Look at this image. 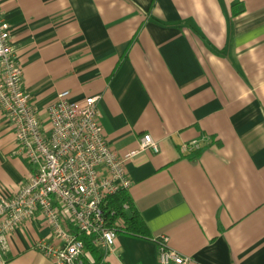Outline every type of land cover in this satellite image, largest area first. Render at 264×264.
<instances>
[{
	"label": "crops",
	"instance_id": "obj_1",
	"mask_svg": "<svg viewBox=\"0 0 264 264\" xmlns=\"http://www.w3.org/2000/svg\"><path fill=\"white\" fill-rule=\"evenodd\" d=\"M0 12L42 120L62 92L100 96L116 153L145 134L160 147L126 164V211L151 239L119 232L83 264H157L164 236L188 264H264V0H0ZM4 116L0 192H15L35 167ZM193 140L199 151L180 150ZM50 233L27 221L4 264H51L34 248Z\"/></svg>",
	"mask_w": 264,
	"mask_h": 264
},
{
	"label": "built area",
	"instance_id": "obj_2",
	"mask_svg": "<svg viewBox=\"0 0 264 264\" xmlns=\"http://www.w3.org/2000/svg\"><path fill=\"white\" fill-rule=\"evenodd\" d=\"M11 27L0 12V110L14 128L16 156L35 168L15 192H0V264L9 256V238L27 221L40 220L56 243L40 240L34 248L51 264H83L88 246L111 251L121 220L107 206L111 197L131 185L126 164L136 153L158 154L159 144L145 134L138 149L116 153L101 127L100 96L73 100L60 93L45 107L42 120L32 97L22 89L23 68L11 42ZM201 141L183 143L184 153L197 152ZM127 208V205H125ZM156 240L157 264H188L189 258Z\"/></svg>",
	"mask_w": 264,
	"mask_h": 264
},
{
	"label": "trees",
	"instance_id": "obj_3",
	"mask_svg": "<svg viewBox=\"0 0 264 264\" xmlns=\"http://www.w3.org/2000/svg\"><path fill=\"white\" fill-rule=\"evenodd\" d=\"M131 202L127 195V192L121 191L119 194L113 196L109 200L108 208L112 211H115V216L112 220L120 219L122 224L121 227L117 230L118 233H127L128 235L143 238L151 239L146 233L145 225L142 222V219L136 213L127 214V207L131 208Z\"/></svg>",
	"mask_w": 264,
	"mask_h": 264
}]
</instances>
